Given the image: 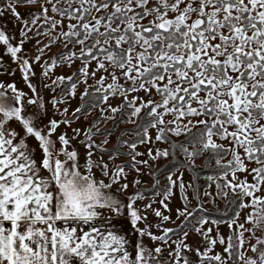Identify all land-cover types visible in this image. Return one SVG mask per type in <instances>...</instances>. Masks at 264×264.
Segmentation results:
<instances>
[{
  "label": "snow or ice",
  "instance_id": "1",
  "mask_svg": "<svg viewBox=\"0 0 264 264\" xmlns=\"http://www.w3.org/2000/svg\"><path fill=\"white\" fill-rule=\"evenodd\" d=\"M22 7L31 11L21 13ZM6 13L19 23L21 39L14 45L0 25V44L18 62L34 97L25 99L15 84L0 83V264H264V0H6L0 18ZM33 38L36 55L28 56L24 44ZM53 46L61 50L41 65L42 86L53 93L51 103L59 110L83 85L82 103L73 119L65 107L64 119L42 124L46 107L31 77L33 65ZM77 61L80 66L70 75H53L57 67L71 69ZM28 105L36 111L28 114ZM90 109L100 111L92 127L52 139L61 124L70 127ZM13 120L23 135L9 126ZM109 121L114 127L134 125L122 136L131 132L137 139L118 137L109 151V130L97 144L93 137L99 124ZM150 130L155 142L167 145L155 154L150 149L152 160L183 155L195 167L208 153L205 163L214 159L219 169L218 177H208L216 183V196L227 200L230 191L234 197L236 210L229 219L197 221L193 231L203 241L200 246L187 242L186 231L173 240L178 229L155 225L162 231L156 235L152 225L139 227L147 219L135 206L142 194L124 203L108 191L119 184L116 192L124 193L125 168L139 172L136 165L147 164L137 161L142 153L136 148L154 142ZM81 135L83 164L72 145ZM26 137L38 142L39 158ZM123 145L130 149L123 154L131 162L110 167ZM97 151L102 155L97 157ZM252 163L256 167H249ZM94 170L108 182L97 179ZM238 173L247 175L241 179ZM167 179L170 186L179 180V189L186 192L182 177ZM202 210V204L193 211L186 205L177 218L187 222ZM153 212L163 222L171 219ZM122 220L136 235L134 242L116 230ZM221 223L228 226L226 236L219 231ZM145 237L155 246L146 245Z\"/></svg>",
  "mask_w": 264,
  "mask_h": 264
},
{
  "label": "rangeland",
  "instance_id": "2",
  "mask_svg": "<svg viewBox=\"0 0 264 264\" xmlns=\"http://www.w3.org/2000/svg\"><path fill=\"white\" fill-rule=\"evenodd\" d=\"M0 7L1 5V0H0ZM19 11L21 13L26 14L27 12L31 11L30 9L26 8H20ZM0 25H2L3 29L6 30V34L9 35L12 39L10 42H12L14 45H18L20 39H21V28L19 23L10 15V14H5L4 17L0 18ZM31 35V33L29 34ZM37 38H33L31 40H28L24 44V51L27 53L28 56H35L36 51L34 49V45L36 43ZM45 43L47 42L46 40L44 41ZM43 45H41L42 47ZM59 46H53L51 49V52L48 53L47 56H45L40 64H34L33 65V70L35 71V76L31 77V82L37 87V91L40 94V96L43 98V101L45 103L46 107V115L43 118L42 124H47L50 119H56L57 121H60L65 118L61 113L63 111V108L67 107L69 109L67 118L68 119H73L72 113L73 111L81 106V99L79 92L83 91V85L80 86L79 91L77 96L74 99H71L67 104L61 103L59 105V110L54 109L51 99L53 97V93L49 90L46 89L42 86V81L44 80V77L42 76L41 72V65L43 64L44 60L48 59V56L54 55L56 52L60 51ZM0 57H2L3 64L0 66V83H3L4 85L8 84H15L18 90H21L25 92L27 95L25 99L27 98H32L34 97V94L29 90L27 87L26 82L23 79V74L18 67V62L13 60L10 56V54L6 53V46L0 44ZM80 66V62L77 61L76 65H74L71 69L67 67H57L54 70L53 75L54 76H59L61 74L63 75H70L72 72H75L76 69ZM92 67H95V64L93 63ZM50 83V81H48ZM89 83H92L90 80ZM3 90V89H0ZM59 91V90H57ZM7 94L9 96L12 95V92L10 89H7ZM140 95H143L141 93ZM113 104L118 103V101H111ZM26 111L28 114H32L34 111H36L35 107L32 105H28L26 107ZM100 117V111L99 109H93L91 111V114L88 116H81L79 120H73V123L71 124L70 127L61 124L60 127L57 129V132L53 134L52 139H56L57 136L60 133L66 132L69 137L73 136V129H81L83 131H86L88 128L92 127L93 123ZM9 126L12 129H15L18 132H22L21 125L16 122L15 120L9 122ZM131 126V124H120L119 127L116 129L115 134L111 135L110 137H107L109 139V143L106 145L109 151H111L114 147L117 146V138L120 137L121 139H127L131 140L133 138V135L128 133L126 136H122V133L125 131V128H128ZM99 129L100 131L97 133L96 136L93 137L95 142L99 144L102 140H104L105 133L109 130H113V122L109 121L107 123H100L99 124ZM95 131V129H93ZM150 134L153 137H155V131L150 130ZM27 142L29 145L36 149L35 155L37 158H39L38 153L40 155V152H38V142L32 138V137H26ZM84 137L83 135L75 138L72 140V145L78 149L80 152V162L83 164V156L85 149L83 145L80 143L81 140H83ZM223 143L227 144V141H224ZM60 147V144L57 143V148ZM167 147L166 144L160 143V142H153V143H144V144H138L136 148V152L142 153V155H139L136 157L137 161H147V164L143 163H138L136 167L139 169V172H137L135 169L131 167H126L125 168V173H126V180H121L120 183H128V188L124 193H118L116 192V189L119 187V184L114 185L112 189L108 190L112 194H114L118 199L124 201V203H127L128 200L127 198L129 196L135 195L137 193L142 194L143 199H139L136 201V207L141 209L142 215H146L147 219L145 222H142L139 227L144 228L146 225H152V231L156 235H161L162 231L160 229L163 228H173L176 229L180 225H182L185 221L184 216L178 217V210L183 211L185 209V206L187 205V210L188 211H193L197 208H199L200 204H202L204 207L207 208H219L221 206V201L219 198L216 196V183L214 181H211V187L203 188V189H198L194 185L193 179L191 175L189 174L188 170L186 168L180 169L176 173H160L159 171L162 170V168L169 162L168 159H157V160H152L148 152L151 149L153 151V154H155L156 149H162ZM122 151H125L128 153L130 151L129 147L127 145H123L120 147ZM38 152V153H37ZM102 153L99 151L96 152V156H100ZM95 159V157H94ZM104 159L108 160V155H104ZM227 159H231V156L229 155ZM131 162V157L129 155H120L118 156L114 161L110 162V167L113 164H124L127 165ZM226 162V161H225ZM199 164V163H198ZM249 167H256L254 163L250 164ZM95 171V175L97 179H105V182L107 183V178L102 177L101 173L97 170ZM169 175H172L173 180H177L178 177H182L183 183L186 186V192H182L178 185H179V180H177V186H170V182L168 181L167 177ZM238 175L241 177V179L244 178L246 173H238ZM229 179L231 177L229 176ZM248 179L251 180L252 177L248 176ZM135 180H139L140 183L136 184L134 183ZM157 181L159 183L157 184ZM206 179H202V184H204ZM188 185H191L190 187ZM159 187L160 191L157 195L154 196H148L147 192L151 190L154 187ZM171 191V195H168V192ZM205 192H210L212 193V197L205 196ZM229 193H231L229 191ZM185 195H187V200L184 199ZM197 195L199 196V199H197ZM213 197H215V201L213 202ZM161 201L164 202V204H167L168 207L167 209L164 208L163 204ZM151 203L152 208L151 209H146L145 210V205ZM153 209L160 210L163 215L170 216V221L168 222H163L161 221L160 218L156 217L154 215ZM243 218V213L241 214V219ZM155 225H160V229H157ZM197 226V224H192L191 229H187L186 232L189 233L187 242L191 244L193 247L200 246L203 241L201 237L193 231V227ZM212 225H204L203 227L206 229ZM219 231L223 235H228V226L226 223L220 224L219 226ZM185 232V231H184ZM213 235H215V228L213 230ZM183 235L178 236H173V240H178L180 237ZM144 243L150 247H154L155 244L152 242L149 238L145 237L144 238ZM167 255V253H165ZM192 258L195 259V254H192Z\"/></svg>",
  "mask_w": 264,
  "mask_h": 264
},
{
  "label": "trees",
  "instance_id": "3",
  "mask_svg": "<svg viewBox=\"0 0 264 264\" xmlns=\"http://www.w3.org/2000/svg\"><path fill=\"white\" fill-rule=\"evenodd\" d=\"M5 3H6V0H1L2 6H4ZM85 99H88V98H85ZM92 110L93 109H90V112ZM81 116H84V115H81ZM117 119H119V117H117ZM121 124H124V123H121ZM118 127H114V122H113V130H111L113 132V134H115V131ZM133 128H135V126L131 125L128 128H125V130L126 129H133ZM129 133L132 134L131 132H129ZM136 139L137 138L133 135V138L131 140H128V141L131 142V141L136 140ZM179 139L183 140L184 138L180 137ZM124 140H127V139L124 138ZM119 151L122 153V155H124L123 153H126L125 151H122L120 148H119ZM162 159H168L169 162L162 168V170L159 171L160 173H170V172L176 173L180 169L186 168L188 170L189 174L191 175L192 179H193L194 185L198 189H200V188L203 189V188L209 187V185L211 184V181L208 179L209 176H212V177H218L219 176V169L217 168L214 159L211 161L210 164L205 163L209 159L208 153H205L202 158H198L196 160V166L195 167L188 166V163L185 160V158L183 157V155H178L175 158L170 155L169 157L162 158ZM202 179H206L204 184H202V182H201ZM220 182L223 183V181H220ZM159 189L160 188L157 186L152 188L151 190H149L147 192L148 196L157 195L160 191ZM218 198L221 201V206L219 208H207V207L203 206L204 210L196 211V213L193 217H190L187 222L184 221V223L182 225H180L178 228H176V229H178V234L173 235V236L181 235L187 229H191L192 224H197V221L201 217H209L210 219H214V220H227V219H229L231 217L233 211L236 210V205L234 203H232V201L234 200L232 193H229L227 200L222 199L220 197H218ZM225 213H227V215H225ZM221 224H224V223H221ZM181 226H182V228H181Z\"/></svg>",
  "mask_w": 264,
  "mask_h": 264
},
{
  "label": "crops",
  "instance_id": "4",
  "mask_svg": "<svg viewBox=\"0 0 264 264\" xmlns=\"http://www.w3.org/2000/svg\"><path fill=\"white\" fill-rule=\"evenodd\" d=\"M38 152H39V150H38ZM38 156H39V153H38ZM42 175L47 176L48 173L46 171H44V172H42ZM58 226L66 227L67 225L60 224ZM97 226H99V227H107V225L100 224L99 222L97 223ZM82 227H84L86 230L88 229V226H82ZM116 230L118 232H123L125 235L129 236V238L132 239L133 242L135 241L136 235L132 232L131 226L127 223L126 220L119 221L116 224ZM73 264H79V260H73Z\"/></svg>",
  "mask_w": 264,
  "mask_h": 264
}]
</instances>
